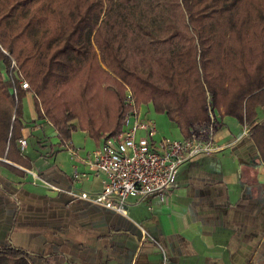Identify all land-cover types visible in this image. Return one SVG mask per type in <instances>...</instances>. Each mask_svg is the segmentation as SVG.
I'll use <instances>...</instances> for the list:
<instances>
[{
  "label": "trees",
  "instance_id": "trees-1",
  "mask_svg": "<svg viewBox=\"0 0 264 264\" xmlns=\"http://www.w3.org/2000/svg\"><path fill=\"white\" fill-rule=\"evenodd\" d=\"M23 81L66 144L78 130L96 142L119 135L129 88L186 139L209 108L250 126L264 162V0H0V141L8 129L10 145L21 140ZM0 264L31 254L9 244Z\"/></svg>",
  "mask_w": 264,
  "mask_h": 264
},
{
  "label": "crops",
  "instance_id": "crops-1",
  "mask_svg": "<svg viewBox=\"0 0 264 264\" xmlns=\"http://www.w3.org/2000/svg\"><path fill=\"white\" fill-rule=\"evenodd\" d=\"M22 107L21 140L10 145L4 129L0 141V247L30 252L31 264H264V162L250 126L219 112L218 150L184 165L167 195L130 199L124 216L68 195L102 192L103 175L83 160L104 140L73 132L72 147L77 132L94 146L73 160L32 92ZM257 115L264 126V107ZM27 137L40 157L24 154Z\"/></svg>",
  "mask_w": 264,
  "mask_h": 264
},
{
  "label": "built area",
  "instance_id": "built-area-1",
  "mask_svg": "<svg viewBox=\"0 0 264 264\" xmlns=\"http://www.w3.org/2000/svg\"><path fill=\"white\" fill-rule=\"evenodd\" d=\"M21 85L24 91H30L28 82L23 81ZM126 103L130 110L121 133L106 137L102 146L83 160L96 175H103L102 192L93 198L87 192H68L75 200L91 201L124 216L128 214L130 199H134L137 205L167 195L176 186L179 171L184 165L213 155L218 150L216 135L220 128L219 113L209 108V122L196 124L189 138L157 141L154 139L158 133L155 123L144 117L142 106H137L129 88ZM42 117L51 123L43 110ZM20 143L22 148L27 147L26 140ZM68 151L73 160L79 155L71 144H68ZM75 178H79L77 170Z\"/></svg>",
  "mask_w": 264,
  "mask_h": 264
},
{
  "label": "rangeland",
  "instance_id": "rangeland-1",
  "mask_svg": "<svg viewBox=\"0 0 264 264\" xmlns=\"http://www.w3.org/2000/svg\"><path fill=\"white\" fill-rule=\"evenodd\" d=\"M0 101L2 100L0 99ZM142 111L144 114L148 113L147 119L152 120L156 125L158 133L154 138L155 140L159 141L164 138H167L170 140L180 139V134L176 126L169 121L166 115L156 113L153 105L151 104L142 105ZM27 143L29 147H28V150L27 149L24 150V154L28 157H33V154H35L36 156H39L36 152H33L32 147L34 146V143H35L34 139L27 137ZM73 144L76 150H80V152H82L83 154H86V152L88 151H92L94 148L93 142L91 141V139L87 137V135L83 134L82 132H77L76 134L73 135ZM40 151H41L40 153H44L45 155L48 152L47 149H44V150L42 149Z\"/></svg>",
  "mask_w": 264,
  "mask_h": 264
}]
</instances>
